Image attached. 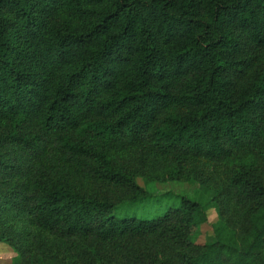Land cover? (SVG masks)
Returning a JSON list of instances; mask_svg holds the SVG:
<instances>
[{"label":"trees","instance_id":"trees-1","mask_svg":"<svg viewBox=\"0 0 264 264\" xmlns=\"http://www.w3.org/2000/svg\"><path fill=\"white\" fill-rule=\"evenodd\" d=\"M126 153L213 196L148 195ZM0 242L8 264H264V0H0Z\"/></svg>","mask_w":264,"mask_h":264},{"label":"rangeland","instance_id":"rangeland-1","mask_svg":"<svg viewBox=\"0 0 264 264\" xmlns=\"http://www.w3.org/2000/svg\"><path fill=\"white\" fill-rule=\"evenodd\" d=\"M135 157L136 155L132 156L131 153H126V157H124V160L119 166L125 170H129L130 172H135L136 175L134 176V180H136V182L144 188V191H146L148 195H152L153 197L169 196V199H172L170 203L176 202L177 196L175 197V194L177 193H184L192 197L195 195L201 196L202 200L207 201L213 196V191L211 189L192 177L169 180L147 178L146 176L148 175L146 173L138 170V165L131 164L133 163V159ZM102 189L112 191L116 190L117 187L109 184L107 187ZM167 202L168 200H162L158 207L156 205L152 206L151 204L150 206L137 208V216H143L145 214H147V216H152L153 213L155 214L157 211H160ZM207 216V222L199 227L197 233L195 232L193 234V239L196 243H204L209 240L212 234V225L219 218L217 208H209L207 210ZM14 256H16V253L12 251L11 247L4 242H0V264H8Z\"/></svg>","mask_w":264,"mask_h":264}]
</instances>
